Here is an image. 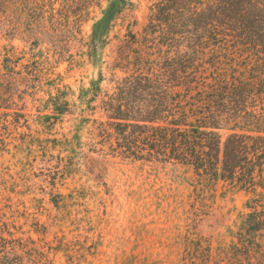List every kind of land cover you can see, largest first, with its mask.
I'll use <instances>...</instances> for the list:
<instances>
[{
  "label": "rangeland",
  "instance_id": "obj_1",
  "mask_svg": "<svg viewBox=\"0 0 264 264\" xmlns=\"http://www.w3.org/2000/svg\"><path fill=\"white\" fill-rule=\"evenodd\" d=\"M113 1L0 0V249L29 251L39 264H235L224 252L242 249L264 183L212 187L186 167L123 159L102 145L98 127L108 118L88 109L83 91L102 76L100 106L132 74L133 65L115 68L126 36L143 41L164 2L126 0L107 44L90 54L95 24ZM221 34L207 61L228 73L261 64Z\"/></svg>",
  "mask_w": 264,
  "mask_h": 264
},
{
  "label": "trees",
  "instance_id": "obj_2",
  "mask_svg": "<svg viewBox=\"0 0 264 264\" xmlns=\"http://www.w3.org/2000/svg\"><path fill=\"white\" fill-rule=\"evenodd\" d=\"M163 1L143 41L133 33L126 36L115 68L128 72L133 65L132 74L116 81L100 106L94 104L101 98L102 76L83 91L88 109L95 113L100 108L108 118L98 127L102 145L123 159L186 167L212 187L219 182L246 191L262 186L264 0ZM126 8V0L110 4L95 24L90 54L107 44L113 23ZM162 26L167 34L155 36V28ZM221 32L232 37L234 49L255 52L261 64L228 73L207 61L206 51L221 45ZM63 105L61 115L69 106ZM254 203L239 237L242 249L224 252L232 263L241 264L245 257L248 264H264V245L256 242L264 239V201ZM2 248L0 264L40 263L29 251L25 257Z\"/></svg>",
  "mask_w": 264,
  "mask_h": 264
}]
</instances>
